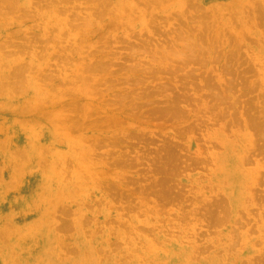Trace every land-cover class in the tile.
Listing matches in <instances>:
<instances>
[{
  "label": "rangeland",
  "instance_id": "obj_1",
  "mask_svg": "<svg viewBox=\"0 0 264 264\" xmlns=\"http://www.w3.org/2000/svg\"><path fill=\"white\" fill-rule=\"evenodd\" d=\"M0 264H264V0H0Z\"/></svg>",
  "mask_w": 264,
  "mask_h": 264
}]
</instances>
